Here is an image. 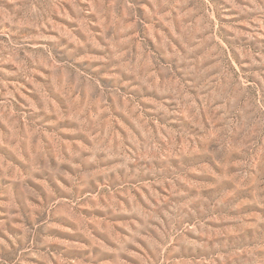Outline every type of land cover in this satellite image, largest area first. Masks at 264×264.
<instances>
[{"label":"rangeland","instance_id":"374dc122","mask_svg":"<svg viewBox=\"0 0 264 264\" xmlns=\"http://www.w3.org/2000/svg\"><path fill=\"white\" fill-rule=\"evenodd\" d=\"M0 264H264V0H0Z\"/></svg>","mask_w":264,"mask_h":264}]
</instances>
